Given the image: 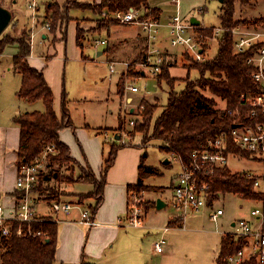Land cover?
<instances>
[{
	"label": "crops",
	"instance_id": "1",
	"mask_svg": "<svg viewBox=\"0 0 264 264\" xmlns=\"http://www.w3.org/2000/svg\"><path fill=\"white\" fill-rule=\"evenodd\" d=\"M67 1H19L18 3L26 5L27 10H23L22 7L16 8L15 11L12 10L13 17L15 16L22 26L29 24L28 26L31 29L37 24V21L44 20L53 27L50 6L58 4L64 10ZM78 1L82 4H98L102 0ZM153 2H156L153 4L154 7L161 9V18L163 19L162 5L167 4V0L151 1V3ZM12 3L15 2L13 0H0V6L9 9ZM32 4H35L34 8ZM171 5L174 4L171 3ZM150 6L154 8L152 5ZM195 10V8L190 10L189 13H193L190 18L186 16V19H189L190 22L193 17L201 20L196 14L194 15ZM68 14L70 20L61 23L53 30L51 29V32L43 31L35 34L31 43V54L28 57V63L32 68L43 72L47 83L53 90L54 106L58 117H62L63 100L66 94L65 106L69 111L72 126L60 131V139L69 147L70 156L79 165L80 169H85V172H93L95 177L101 180L103 166L109 156L111 147L116 145L119 146V149L116 153L115 162L105 174L104 199L94 216L97 224L92 227L82 225L79 222L81 214L77 209L70 215L59 217L54 264H82L83 262L91 264H163L162 261L159 263L156 257H152L150 253H146L143 246L146 241L150 242L152 251L155 252V243L163 235V229L167 226L170 227L166 236L171 229L185 230L188 216L183 221L178 214L168 218L164 225H159L157 228L153 227L152 224L146 221H148V214L152 208L158 209L157 200L159 198L150 197L149 193L154 192L157 195L160 190L164 191L166 198H160L168 206L167 200L172 201L173 199V185L180 172H176L174 176H171L169 186L154 183L155 177L163 176L165 170L174 167V160L171 159L169 153L161 150L160 146L159 148L163 152V160L160 165L156 166L154 163L149 162L150 155L147 152V147H143L137 138L132 144L123 145V142L118 141L119 136L115 133L122 123V99L125 96L126 101H135V98L131 93H128L127 96L125 93L124 96H120L118 86L120 82L122 83L120 77L123 68L120 67L117 73H111L107 64L108 61L109 63L117 62L115 60H141L146 49V36L137 24H118L105 28L100 33H94L92 32L93 24L101 16L90 8H72ZM81 26L84 29L91 30V32L86 34L81 43L82 45H79L77 43V30ZM201 26L204 25L201 23ZM97 39H108L109 45L106 48L96 47L94 41ZM34 44H36L35 52L37 54L33 55L32 47ZM85 48L89 49L88 54L85 53ZM93 49H98L96 55L91 53ZM8 50H14V52L11 54L12 61H8V64L5 65L4 75L8 74L7 76H10L12 74L14 78L13 82L10 81V88L14 97V108L10 109L7 118L0 119V201L4 200L5 202L4 204L0 202V205H4L6 208L10 207L14 196L18 172V149L20 147L21 130L19 125L15 123V118L26 112L45 111L43 101L30 103L17 96L22 85V76L14 67V57L19 51L18 45L7 46L5 51L0 54V58ZM174 52L175 50H170L167 56L169 60L175 55ZM95 56L106 58L107 61L96 62ZM73 65L84 68V77L90 81L84 93L77 96L76 99L73 96ZM171 68L172 65L170 66V72ZM115 103L117 108L114 116V112L110 109ZM113 120L115 124H112ZM104 131L109 133V138L104 136ZM117 137L118 139H116ZM145 153L146 158L143 159ZM143 161L146 166L156 171L154 175L144 181V185L152 187L153 190L145 191L146 216L143 225L139 227L127 226L123 220L129 210V189L138 183L139 169ZM83 187L85 190H78L75 186H72L68 198L76 203L78 202L76 200L77 196L73 194H88L95 189L92 184L87 183L83 184ZM169 192L171 194H168ZM157 197L159 196L157 195ZM64 200L68 199L64 198ZM81 204L83 208L91 210L96 205V198L90 197ZM161 209L158 210L162 211ZM38 215L45 218L50 217L49 211L47 214L38 213ZM235 221L231 223L232 227ZM231 232H224L223 235ZM223 235L220 245L222 244ZM134 240H141L142 247L135 246ZM164 252H166V249ZM217 256L215 259H217Z\"/></svg>",
	"mask_w": 264,
	"mask_h": 264
},
{
	"label": "trees",
	"instance_id": "2",
	"mask_svg": "<svg viewBox=\"0 0 264 264\" xmlns=\"http://www.w3.org/2000/svg\"><path fill=\"white\" fill-rule=\"evenodd\" d=\"M151 1L154 0H102L100 3L82 4L78 0H68L64 5V10L58 4L50 6L52 30L61 23L70 20L69 11L72 8H90L99 15L105 11L115 13L118 11L127 12L130 8L141 9L146 7L150 10L145 14V18H161L159 7L151 8ZM257 0H224L221 3L220 27L224 29L222 37L218 41V53L211 59L204 62L194 61L193 67L187 68L188 76L185 78L186 86L181 91L175 90V82L171 77L170 64L166 61L162 67L159 81H165L169 87L168 98L161 113L155 118V113L160 107L143 104L145 110L142 112L143 123H138L135 127L136 134L142 133L147 138L145 143L150 141L162 142L161 150L179 155L187 165L191 162L192 152L199 148L210 138H215L223 131L230 132L234 124V114L240 110L243 114L247 108L240 105V96L249 92H256L257 85L253 79L254 67L247 63L251 53L234 52V36L231 30L243 25H259L264 23V19L252 23L239 22L235 20L237 5H249ZM50 13V12H49ZM98 27L107 29L119 23L111 18H103L98 21ZM77 43L82 45L84 30L78 27ZM202 34L213 38V31H204ZM29 32H23L18 39L0 36V54L6 47L12 44L18 45V53L14 57V67L22 76V85L17 93L20 99L30 103L43 101L45 111L26 112L15 118L21 130L20 147L18 149V164L31 162L48 145H54L57 149L55 154L49 156V175H43L36 192L41 196L47 191L48 203L54 200H62V194L51 185L48 180H67L69 183L92 184L94 191L87 196H77L78 202L83 203L86 198L95 197L96 205L91 208L95 216L98 208L104 199L105 174L115 162L116 153L119 146L111 147L109 156L103 166L102 179L98 180L93 172H86L84 177L76 180L71 177L61 176L58 168H63L67 164L73 165L76 162L70 156L69 147L60 139V131L71 127L72 121L69 111L66 109V94L63 100V114L58 117L54 106V93L47 83L42 71L32 68L28 63L31 54V45L28 39ZM196 71L198 76L191 77V72ZM194 80V81H188ZM120 96H124L123 82L118 86ZM210 93V96L206 94ZM216 97L225 101L224 109H217ZM243 120V119H242ZM229 150L235 154L248 159L263 161L254 158L250 153L236 147L230 143ZM146 158V153L143 159ZM78 165V164H77ZM79 166V165H78ZM80 168V167H79ZM73 174V166L69 167ZM83 174L85 171L82 169ZM156 171L141 163L139 169V179L135 186H131L129 191H147L149 186L144 185L146 178L154 175ZM73 176V175H72ZM200 181L206 182L209 189V204H213L226 194H235L248 200L264 201V191L255 190V180L247 179L240 173H233L229 167H224L214 171L213 174H202ZM46 186L45 189L42 187ZM40 199V198H39ZM42 201V200H40ZM14 223V229L17 227ZM57 226L52 219H44L40 222L32 223L34 231H43L48 236L41 237H19L16 231L8 238L0 237V264H54L57 246ZM242 247L240 241L227 233L223 235L221 250L217 256L216 264H228L229 255L237 252ZM82 264H91L83 262ZM253 264V263H245Z\"/></svg>",
	"mask_w": 264,
	"mask_h": 264
},
{
	"label": "built area",
	"instance_id": "3",
	"mask_svg": "<svg viewBox=\"0 0 264 264\" xmlns=\"http://www.w3.org/2000/svg\"><path fill=\"white\" fill-rule=\"evenodd\" d=\"M177 7V12L169 17L166 24L167 33H162V24L160 19L153 17L145 18L146 13L141 9L130 8L127 12L118 11L115 13L104 12V18L116 20L120 25L137 24L141 27L146 36L147 44L144 55L140 61L121 62L123 71L121 75L127 74L128 78L124 81V93H138L139 87L135 81L139 77H158L162 73V67L167 61L170 50L181 49L196 62L208 60L210 41H219L224 33L222 27H213V38L203 35L196 29L206 30V26H194L189 19L180 14L181 0H171ZM35 7V4H32ZM203 8L194 11L195 14L203 13ZM34 25V29H35ZM43 28L51 31L52 26L46 23ZM234 36V52L246 53L251 55L247 63L254 67L253 79L257 85L256 92H249L240 96V105L247 108L243 114L237 110L234 114L235 120L230 132L223 131L215 138L208 139L201 144L199 148L192 152L191 162L185 164L182 158L171 153L174 161L181 165V171L176 177L173 185L174 208L180 213L179 218L185 220L190 213L199 212L209 204V185L200 181L202 174H213L214 171L229 166L230 156L237 155L229 150L230 143H234L239 149L251 154L252 157L264 161V23L259 25H243L231 30ZM32 32V39L35 37ZM95 46H108V39H97ZM120 62H111L109 65L111 73H117V66ZM137 65L135 71L131 67ZM140 73V76H129V72ZM127 102V101H126ZM127 105V103H126ZM128 106V105H127ZM144 109V105H141ZM127 110V109H126ZM135 108L123 112V130L120 138L123 145L128 144L126 140L131 139V132L136 124L134 114ZM128 112V113H127ZM243 119V120H242ZM104 136L109 138V133L104 131ZM114 139V136L112 137ZM57 149L54 145L46 146L43 151L31 162L18 164V172L15 184V193L10 207L6 208L0 205V237L8 238L16 231L19 237L32 236L46 238L47 233L43 231H34L32 223L40 222L44 219H52L58 223L62 215H70L74 210H79L81 217L79 222L92 227L97 224L92 211L82 207L79 202L74 203L70 200H54L49 203L50 217H40L36 209L37 200H35L36 189L40 185L43 175H47L49 156L55 154ZM243 157V156H241ZM247 179L255 180V188L261 187L259 175L249 172L242 173ZM145 193L131 190L129 192V210L124 217V224L127 226L139 227L143 225L146 216ZM225 214L224 209L218 208L210 218L218 221ZM253 219H239L233 223L230 233L236 241L242 243V247L227 258L228 264H264V201H261L260 207L251 211ZM14 223H17L14 229ZM170 230L167 226L163 229V235L155 243V252L161 254L165 251L167 244L166 233Z\"/></svg>",
	"mask_w": 264,
	"mask_h": 264
},
{
	"label": "rangeland",
	"instance_id": "4",
	"mask_svg": "<svg viewBox=\"0 0 264 264\" xmlns=\"http://www.w3.org/2000/svg\"><path fill=\"white\" fill-rule=\"evenodd\" d=\"M15 3L11 4L10 10H14L17 8H23V10L26 9V5H22L18 3L19 1L23 2V0H13ZM171 0H167V4L162 5L163 9V19L161 18L160 22L162 24V33L166 35L167 33V28L166 24L168 23L169 16L175 14L177 12V7L175 5H171ZM181 7H180V14L186 18L191 17L190 10L196 9L199 10L200 8H204L203 13L196 14L198 18L201 19V23L204 26H208L210 28H206L204 31H209L213 29V27H218L220 25V0H181ZM156 2L151 3L150 5L153 6V4ZM16 4V5H15ZM19 4V5H18ZM154 7V6H153ZM148 11L146 7L142 8V12L146 13ZM13 12V11H12ZM15 13V12H14ZM100 19H103L104 16L103 14L100 15ZM235 20L239 22H247V23H252L258 20L264 19V0H257L255 2H252L249 5H237L236 7V13L234 15ZM196 18V17H195ZM99 18L96 20V22L93 24L94 28H92V32H99L103 29L98 27V21L100 20ZM47 23V21H37V24L31 29L28 25L25 24L22 26L20 24L19 20L15 18V16L12 19L11 24L9 27L4 31L3 35L10 37L11 39H18L22 36L23 32H29V41L30 45L33 42L32 39V32L38 34L39 32H51V31H46L43 26ZM82 24V23H81ZM80 24V25H81ZM241 26V25H240ZM83 26H81L82 28ZM141 28V27H140ZM84 34L86 37V34L88 32H91V30L84 29ZM196 31H202V29H196ZM71 38V36H70ZM83 41V40H82ZM35 43V42H34ZM35 47L36 44L33 45L32 47V54H37L35 52ZM103 48H106V46H102ZM218 41L211 40L210 45H209V51L207 52V58L211 59L216 54L218 53ZM175 52L174 56L169 60L168 57V63L172 65L171 68V77L173 78L175 82V90L176 91H181L184 89L186 86V83L184 80L188 76V71L187 68L190 69V67H193V62L194 60L192 57H190L188 54L184 53L181 49H173ZM88 48H85V53L88 54L89 51ZM93 55H96L97 50L93 49L92 50ZM12 52L14 50H8L5 52V54L2 56L1 63H0V119L1 118H7L9 116V112L11 111V108H14V97H13V91L10 88V81H14V78L12 77V74L10 76H7L8 74L4 75V70L6 71V64H8V61H12ZM96 62H105L107 61L106 58H99L95 56ZM120 64L117 66V69L122 67L121 62L123 61H118ZM140 61V60H139ZM128 62V61H124ZM129 62H132L129 61ZM111 63V62H110ZM109 61L107 62L108 64V69H109ZM135 71L137 70V65L131 67ZM75 73V74H74ZM129 76H140V73H134L132 70L131 72L128 73ZM191 77H197L198 73L196 71H192ZM161 75V74H160ZM159 75V76H160ZM159 76L158 77H139L136 81L135 84L137 87H139L140 91L138 93H131V95L135 98V101H127L125 99V96L122 99V113L124 111H127L128 109L135 108L136 111L134 114L135 119H136V124L133 128V131L131 132V139H127L126 143L132 144L136 141V138L138 141L141 142L143 147H147V152L150 155L149 156V162L154 163V165L158 166L161 164L162 155L163 152L160 150V146L162 145V142L153 140L150 141L149 143H145L147 138H144V135L142 133L136 134L135 136V127L139 123H143L144 118L142 116V112L145 110L141 108L142 104H150L151 106H158L160 107L156 113H155V118L161 113L163 110V106H165L167 98H168V93H169V87L168 84L165 81H159ZM2 77V78H1ZM5 77V78H3ZM128 78L127 74H123L120 77V80L124 83ZM188 81H194V80H188ZM90 81L84 77V68L82 67H77L73 65V96L76 99L77 96L80 94L84 93L85 89L87 86H89ZM148 94L147 96H145ZM207 95L210 96V93L206 92ZM125 95H129L128 91L125 92ZM217 101V109L221 110L226 107L225 101L219 99L216 97ZM127 103V105H126ZM113 107L110 109L114 112V116L116 115V103L112 105ZM127 109V110H126ZM128 113V112H127ZM110 124V123H108ZM115 124L114 120L113 123ZM124 126L123 123H121V126L119 130L115 133L117 136H120L121 131L123 130ZM119 142L122 141V138L119 137ZM169 156L171 159L173 157L171 156V153H169ZM174 167L171 169H167L164 171V175L160 177H155V182L154 183H159V184H164L165 186H169L170 178L171 176L175 175L176 172H180L181 165L177 161H173ZM73 166V174L72 171L69 169V167ZM180 167V168H179ZM229 168L233 173H252L255 175H259L261 179V187L259 189H256V191H264V161L260 160H255V159H248L245 157L233 155L230 156L229 159ZM58 170L61 173V176L64 177H73L75 180L78 177H84L86 175V172L83 174L82 169L79 168V166L73 163L67 164L63 168H58ZM85 171V169H83ZM179 170V171H178ZM49 169L47 168V173L50 177L49 174ZM178 174V173H177ZM47 175V176H48ZM73 175V176H72ZM48 182L51 185H54L56 189H58V192L62 194V197L68 200V197L70 196V189L72 186H75L78 190H85L83 187L82 183H69L67 180L61 181V180H55L54 178H49ZM43 189L46 188V186L42 187ZM84 188V189H83ZM87 189V187H86ZM149 190H153L152 187L149 188ZM147 190V191H149ZM138 191V190H136ZM138 192H143L145 191H138ZM43 195H39L38 193H35V200L36 202L40 203L36 206V209L39 214L43 213H49L51 214L49 210V203L47 202V191L42 193ZM166 193L162 190L158 192V196L154 194V192H150L149 196L150 197H156V198H166ZM168 194H171L170 192ZM75 196H87L88 194H73ZM40 198V199H39ZM77 198V197H76ZM75 198V199H76ZM88 199V198H86ZM146 199V198H145ZM47 200V201H46ZM78 200V198L76 199ZM73 201V200H72ZM261 201H256V200H248L240 197L239 195L235 194H226L223 196H220V199L215 201L212 205L208 204V206L204 209H202L199 212H194L190 213L188 215V219L186 222V226L184 227L185 230L181 229H171V231L168 233L167 237V244L165 246L166 252L163 254H159L157 252L152 251V245L151 243L147 242L143 246L144 250L146 253H150L152 257H156V259L159 261V263L162 261L163 264H216V256L220 252L221 245V237L224 232H230L232 231V226L231 223L235 220L239 219H253L254 216H252L251 211L254 208L260 207ZM1 204H4V200L0 201ZM168 206L165 208L161 209L162 211H159L158 209L152 208V210L148 214V218L146 222H149L150 224L153 225V227L157 228L159 225H164L166 220L168 218H172L178 214H180L173 206L172 201L167 200ZM218 208H222L225 211V214L220 217L218 221H213L210 218V215L216 211ZM145 222V219H144ZM32 237V236H31ZM44 239V238H43ZM135 246H141L142 247V241L141 240H134L133 241Z\"/></svg>",
	"mask_w": 264,
	"mask_h": 264
},
{
	"label": "water",
	"instance_id": "5",
	"mask_svg": "<svg viewBox=\"0 0 264 264\" xmlns=\"http://www.w3.org/2000/svg\"><path fill=\"white\" fill-rule=\"evenodd\" d=\"M224 0H220V3H222ZM13 19V12L4 6H0V36L4 33V31L9 27ZM191 24L194 26H200L201 25V20L193 17L191 19ZM118 139V137L116 138ZM164 206H166V203L159 198L157 200V208L161 209Z\"/></svg>",
	"mask_w": 264,
	"mask_h": 264
}]
</instances>
